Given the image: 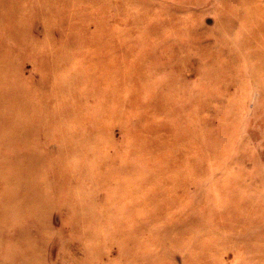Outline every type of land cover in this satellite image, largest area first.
Here are the masks:
<instances>
[{
  "label": "rangeland",
  "instance_id": "rangeland-1",
  "mask_svg": "<svg viewBox=\"0 0 264 264\" xmlns=\"http://www.w3.org/2000/svg\"><path fill=\"white\" fill-rule=\"evenodd\" d=\"M0 264H264V0H0Z\"/></svg>",
  "mask_w": 264,
  "mask_h": 264
}]
</instances>
